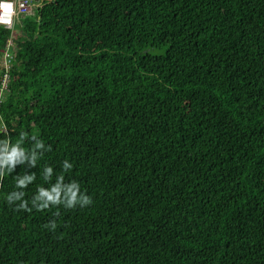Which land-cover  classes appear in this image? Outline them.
I'll list each match as a JSON object with an SVG mask.
<instances>
[{
	"label": "trees",
	"instance_id": "16d2710c",
	"mask_svg": "<svg viewBox=\"0 0 264 264\" xmlns=\"http://www.w3.org/2000/svg\"><path fill=\"white\" fill-rule=\"evenodd\" d=\"M34 1L0 25V264H264V0Z\"/></svg>",
	"mask_w": 264,
	"mask_h": 264
},
{
	"label": "built area",
	"instance_id": "2783aa9c",
	"mask_svg": "<svg viewBox=\"0 0 264 264\" xmlns=\"http://www.w3.org/2000/svg\"><path fill=\"white\" fill-rule=\"evenodd\" d=\"M32 5L33 0H0V25L13 28L15 16L30 13ZM12 43L13 39L9 38L4 54L3 66L6 70L3 73L2 82L0 83V100H2V91L7 88V82L9 81L7 69L11 66L12 55L9 50L11 49Z\"/></svg>",
	"mask_w": 264,
	"mask_h": 264
},
{
	"label": "clouds",
	"instance_id": "9594fccd",
	"mask_svg": "<svg viewBox=\"0 0 264 264\" xmlns=\"http://www.w3.org/2000/svg\"><path fill=\"white\" fill-rule=\"evenodd\" d=\"M2 26H4V25H2ZM5 27H6V26H5ZM11 29H13V28H11ZM9 38H12V34H11V36H10ZM9 38H8V39H9ZM12 39H13V38H12ZM5 48H6V46H5ZM5 48L2 49V54H3L2 61H1V62H2V65H3L4 58H5V55H4V54H5ZM9 51H10V53H11V55H12V58H13V54H12V52H11V49H10ZM11 64H12V60H11ZM8 159L11 160L12 157L10 156V157H8ZM72 199H73V201L75 200V194H73V198H72ZM89 202H90V201H89Z\"/></svg>",
	"mask_w": 264,
	"mask_h": 264
},
{
	"label": "bare ground",
	"instance_id": "6f19581e",
	"mask_svg": "<svg viewBox=\"0 0 264 264\" xmlns=\"http://www.w3.org/2000/svg\"><path fill=\"white\" fill-rule=\"evenodd\" d=\"M32 9H33V5H32ZM32 9H31V11H32ZM31 11H30V12H31ZM20 15H21V14H18V15L15 16V19H14V25H15L16 20L18 19V17H19Z\"/></svg>",
	"mask_w": 264,
	"mask_h": 264
},
{
	"label": "rangeland",
	"instance_id": "374dc122",
	"mask_svg": "<svg viewBox=\"0 0 264 264\" xmlns=\"http://www.w3.org/2000/svg\"><path fill=\"white\" fill-rule=\"evenodd\" d=\"M35 2H36V1L33 0V6L35 5ZM36 3H37V2H36ZM17 25H18V23H17L16 26H15V27H16V30H18V26H17Z\"/></svg>",
	"mask_w": 264,
	"mask_h": 264
}]
</instances>
